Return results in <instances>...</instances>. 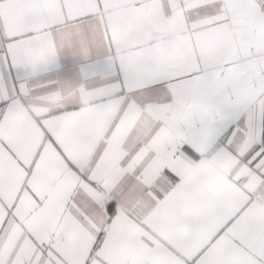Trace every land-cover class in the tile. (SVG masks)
Returning a JSON list of instances; mask_svg holds the SVG:
<instances>
[{
    "label": "snow or ice",
    "instance_id": "6c2138e0",
    "mask_svg": "<svg viewBox=\"0 0 264 264\" xmlns=\"http://www.w3.org/2000/svg\"><path fill=\"white\" fill-rule=\"evenodd\" d=\"M0 264H264V0H0Z\"/></svg>",
    "mask_w": 264,
    "mask_h": 264
}]
</instances>
